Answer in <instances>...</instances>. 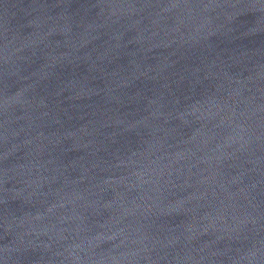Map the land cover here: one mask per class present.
Wrapping results in <instances>:
<instances>
[{
    "label": "water",
    "instance_id": "obj_1",
    "mask_svg": "<svg viewBox=\"0 0 264 264\" xmlns=\"http://www.w3.org/2000/svg\"><path fill=\"white\" fill-rule=\"evenodd\" d=\"M0 264H264V0H0Z\"/></svg>",
    "mask_w": 264,
    "mask_h": 264
}]
</instances>
